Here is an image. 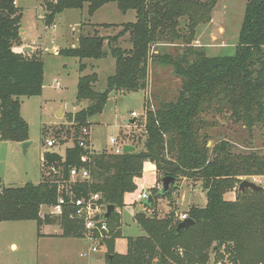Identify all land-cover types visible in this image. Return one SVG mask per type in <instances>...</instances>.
Listing matches in <instances>:
<instances>
[{"label": "trees", "instance_id": "1", "mask_svg": "<svg viewBox=\"0 0 264 264\" xmlns=\"http://www.w3.org/2000/svg\"><path fill=\"white\" fill-rule=\"evenodd\" d=\"M218 1L46 0L44 19L48 25L65 10L87 7L93 15L112 2L121 11L135 10L136 20L93 24L91 31L79 35L76 47L59 50V55L77 57L81 72L87 68L84 59L111 55L116 61L115 72L107 78L104 90L96 88L97 72L79 77L77 102L88 104L69 114L73 145L64 156L51 150L44 153L38 184L28 182L0 190V221L34 220L40 226L61 220L64 236L83 237L84 226L70 217L69 209L61 216L43 215L42 209L54 205L61 194L70 200L72 195L100 193L106 205L116 206L101 240L106 264H208L211 251L220 254L221 258L214 260L223 264H264V191L247 189L236 200L226 198L243 176L264 175V152H234L228 139L208 145V131L214 125L211 111L226 113L248 129L264 121V0L246 1L236 51L229 56L208 55L205 47L193 42L198 25L211 19L208 13ZM22 19L23 9L16 0H0V139L19 143L30 139L20 98L41 95L44 85L40 54L14 51L24 43ZM110 28L119 29L114 34L101 31ZM152 64L172 68L181 87L175 98L160 100L155 109L145 98V118L139 122L143 136H133L131 142L136 150L91 154L80 147L82 128L90 127L91 118L103 112L110 93L144 91ZM61 131L65 135L72 132L71 128L57 132ZM83 156L87 162L82 161ZM147 162L156 166L157 183L165 176L176 181L166 194L161 193L162 186L152 187L153 203L142 201L152 214L145 210L134 216L144 234L125 237L117 209L126 206V194L138 190L137 179L144 174ZM52 165L58 167L59 174L51 172ZM73 167H86L91 177L71 180ZM183 178L202 186L207 200L204 206L194 204L185 212L194 224L179 231L182 220L172 196ZM162 197H168L171 210L159 216ZM122 239L124 246L119 248Z\"/></svg>", "mask_w": 264, "mask_h": 264}, {"label": "rangeland", "instance_id": "2", "mask_svg": "<svg viewBox=\"0 0 264 264\" xmlns=\"http://www.w3.org/2000/svg\"><path fill=\"white\" fill-rule=\"evenodd\" d=\"M18 1L23 9L22 30L26 42L43 48L40 57L44 61V85L41 95L20 98L21 114L29 124L30 144L26 149L24 150L22 143L0 139V190L4 186L20 187L28 182L38 184L42 180L44 153L55 150L64 154L74 143V128L69 121V114L88 104L85 101L77 102L79 77L97 72L99 80L96 88L104 90L107 78L115 72L116 61L111 55L99 60H90L94 62L93 66L89 65L85 72H81L80 60L77 57L59 55V50L76 47L79 35L91 31L93 24L136 20L135 10L121 11L116 3L112 2L94 17L88 14L87 7L65 10L56 16L53 24L48 25L44 19L46 0ZM246 1L219 0L211 14L208 13L211 19L198 25L193 42L205 47L208 55H234ZM119 28L101 31L104 34H114ZM34 40L37 44L33 43ZM49 49L53 51L50 53ZM55 49L57 52L54 53ZM56 81L60 82L61 87L56 86ZM180 87L181 81L172 68L152 64L148 87L144 91L126 94L111 92L103 112L91 118L92 148L96 151L115 150L116 145L110 142L112 136L119 139L117 145L128 141L129 143L124 144H132L133 136H143L144 130L139 122L145 118V98L149 107L155 109L160 100L175 98ZM132 112L140 115L136 124H130V120L134 118L131 116ZM211 112L214 117L209 115L208 119L211 120L212 117L214 125H211L208 131L211 136L209 146L219 140L228 139L234 152H264V121L253 129H248L231 120L226 113ZM67 128H71V135H65L62 133L64 131L57 132ZM125 135L129 138L125 139ZM47 138L56 140L54 147L46 144ZM156 176L155 165L148 162L144 174L138 178V190L128 194V200L134 198L135 206L129 205L124 209L122 231L125 237L144 234V230L134 218L137 212L146 210L137 195L142 189L152 191V186L159 181ZM250 177L243 176L242 179ZM156 186L161 188L162 183H157ZM175 187L172 202H176L177 215L181 216L194 204H206L205 189L192 179L183 178ZM238 187L226 194V198L236 200L240 193ZM170 210L168 197L160 198L159 216H164L165 212ZM146 212L152 214L147 210ZM48 213L53 215L51 207L42 210L43 215ZM60 221L56 220V223L44 226H39L34 220L0 221V264H106V248H101L96 253L91 252L90 243L83 237L49 239L39 236L42 231L64 232L65 227ZM124 242V239L119 242V248L124 246ZM12 243H15L17 248H13ZM80 253L86 255L82 256ZM210 257V262L221 258L215 251L210 252Z\"/></svg>", "mask_w": 264, "mask_h": 264}, {"label": "built area", "instance_id": "3", "mask_svg": "<svg viewBox=\"0 0 264 264\" xmlns=\"http://www.w3.org/2000/svg\"><path fill=\"white\" fill-rule=\"evenodd\" d=\"M55 25V24H54ZM53 25V26H54ZM56 86L59 88L60 82L56 81ZM132 117L138 118L140 115H138L136 112L131 113ZM91 127H83L82 128V133L81 136L79 137L78 143L79 146L89 150V152L92 154L93 148L91 144ZM119 141L118 138L112 136L110 139V142L113 145H116L115 150H112L111 152L116 153V154H121L123 153V144L117 145V142ZM46 144L49 147H54L56 144V140L47 138L46 139ZM83 162H87V157L83 156L82 157ZM51 172L54 174H59L58 167L55 165H52L50 167ZM71 173V180L75 181L76 179L80 180H87L91 177L90 171L86 167H73L70 170ZM248 179L257 185L264 186V175H252L249 178H244ZM243 179V180H244ZM62 190V186L60 187V191ZM71 195V193H70ZM151 195L150 191L148 189H142L140 193H138L137 198L139 201H144L149 198ZM71 199L68 200L66 196L60 195L58 197L57 202L50 206L51 207V212L55 216H61L66 209H69L70 217L72 219H75L78 221L79 219H84L85 223L83 224L84 226V232H83V238H85L91 245V252H99L100 247L102 246L101 240L103 239V231H108V223L104 219V214L106 212L107 205L102 201V197L100 193H95L92 194L88 197H74L73 195L70 197ZM120 213L121 210L117 209ZM98 215L100 218L98 220H94L93 218ZM181 220L184 221L188 219V216L186 213L181 214ZM96 232H99V236L97 235ZM82 256H85V253L81 254ZM199 264V263H197ZM208 264H223L221 261L215 262L213 260L212 262H209Z\"/></svg>", "mask_w": 264, "mask_h": 264}, {"label": "water", "instance_id": "4", "mask_svg": "<svg viewBox=\"0 0 264 264\" xmlns=\"http://www.w3.org/2000/svg\"><path fill=\"white\" fill-rule=\"evenodd\" d=\"M31 50V47H25L24 48V52H29ZM62 113V111L59 113V115ZM138 122L137 118H133L130 120V124H136ZM143 123V122H141ZM30 144V141H26L22 143V146L24 148V150L26 149V147ZM136 150V147L132 144H124L123 145V151L124 153H128V152H134ZM175 178L173 176H165L162 179V188H161V193L162 194H166L167 192L170 191L171 187L174 185L175 183ZM239 191L244 193L247 189H252L255 191H264V186H260L257 185L256 183L248 180V179H244L241 181V183L239 184ZM154 201V197L153 195H150L149 198L146 200L147 203H149L150 205L153 203ZM116 211V206L113 204H108L107 208H106V212L104 214V219L106 222H108L110 220L111 215ZM100 217L98 215H96L93 219L94 220H98ZM78 222L80 224H84L85 220L84 219H79ZM194 224V220L193 219H186L182 222H180V224L178 225V230H182L184 228H188L190 225Z\"/></svg>", "mask_w": 264, "mask_h": 264}, {"label": "crops", "instance_id": "5", "mask_svg": "<svg viewBox=\"0 0 264 264\" xmlns=\"http://www.w3.org/2000/svg\"><path fill=\"white\" fill-rule=\"evenodd\" d=\"M16 4L19 6L20 5V3H19V1L18 0H16ZM110 3H108V4H106V5H104V6H102V7H100L93 15H91V17H94L96 14H97V12H99L101 9H103L104 7H107L108 5H109ZM117 5V4H116ZM117 8L119 9V7L117 6ZM120 10V9H119ZM125 21H120V23H124ZM98 23V22H97ZM120 23H112V24H120ZM98 24H102V23H98ZM23 32H24V30H22V35H24L23 34ZM23 41H24V43H23V45L22 46H16L15 48H14V51H16V52H24L23 50H24V48L25 47H27V46H30L31 47V50L28 52L30 55L31 54H42V50H43V48H41V47H39V46H34V45H31V44H29V43H27L26 42V39H25V36H23ZM33 43L34 44H37V41H33ZM53 51V49H49V52L51 53ZM55 52H57L56 51V49L54 50V53ZM107 58V57H106ZM90 60H93V59H84V63H86V65H87V68L85 69V71L89 68V65H91V66H93L92 65V63H94V62H91ZM85 71H83V72H85ZM90 74V73H89ZM118 94V93H117ZM124 143H129V142H122V144H124ZM133 145V144H132ZM94 149V148H93ZM95 150V149H94ZM96 151V150H95ZM65 153V152H64ZM61 154V153H60ZM62 155H64V154H62ZM44 157V156H43ZM43 157H42V159H43ZM148 163V162H147ZM146 163V164H147ZM154 164V163H153ZM155 165V164H154ZM145 168H146V165H145ZM155 171H156V166H155ZM156 175H157V171H156ZM157 177V176H156ZM137 183H138V179H137ZM157 185V182H156V184L155 185H153L152 187H155ZM128 194H126V196H125V202H126V206L124 207V208H122L121 209V217H122V219H121V222L123 223V216H124V209L125 208H127L129 205H133V207L135 206L134 205V198L133 199H130V200H128ZM45 208H47V207H43V209H45ZM42 209V210H43ZM44 225H48V224H43V225H41V226H44ZM57 225V224H56ZM39 236L41 237V238H49V239H53V238H61V237H66V236H64L63 235V232H60V231H57V232H52V231H42V232H40V234H39ZM73 238H76V237H73ZM12 247L13 248H17V245L15 244V243H12ZM101 248H105L104 246L102 247H100V249ZM81 254V253H80Z\"/></svg>", "mask_w": 264, "mask_h": 264}, {"label": "bare ground", "instance_id": "6", "mask_svg": "<svg viewBox=\"0 0 264 264\" xmlns=\"http://www.w3.org/2000/svg\"><path fill=\"white\" fill-rule=\"evenodd\" d=\"M25 53V52H24ZM124 145V144H123ZM53 151H55V150H53ZM57 152V151H56ZM59 153V152H58ZM60 154V153H59ZM65 154V153H64ZM62 155V154H61ZM62 156H64V155H62Z\"/></svg>", "mask_w": 264, "mask_h": 264}]
</instances>
